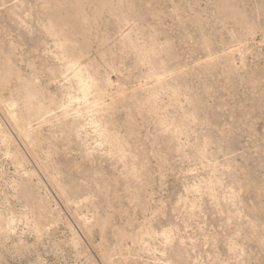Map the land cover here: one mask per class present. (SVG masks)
I'll use <instances>...</instances> for the list:
<instances>
[{"label":"rangeland","instance_id":"374dc122","mask_svg":"<svg viewBox=\"0 0 264 264\" xmlns=\"http://www.w3.org/2000/svg\"><path fill=\"white\" fill-rule=\"evenodd\" d=\"M0 264H264V0H0Z\"/></svg>","mask_w":264,"mask_h":264}]
</instances>
